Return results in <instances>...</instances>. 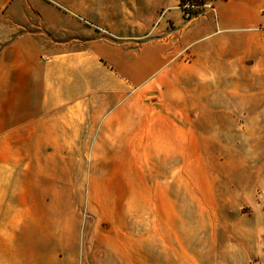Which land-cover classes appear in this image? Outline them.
<instances>
[{"label": "rangeland", "instance_id": "obj_1", "mask_svg": "<svg viewBox=\"0 0 264 264\" xmlns=\"http://www.w3.org/2000/svg\"><path fill=\"white\" fill-rule=\"evenodd\" d=\"M42 1L65 6L85 45H164L169 72L133 87L131 140L78 141L89 152L63 157L67 171L21 176L34 187L20 195L48 198L30 205L37 221L67 228L83 264H122L110 245L124 230L133 262L264 264V26L209 37L215 3L187 20L179 0Z\"/></svg>", "mask_w": 264, "mask_h": 264}, {"label": "crops", "instance_id": "obj_2", "mask_svg": "<svg viewBox=\"0 0 264 264\" xmlns=\"http://www.w3.org/2000/svg\"><path fill=\"white\" fill-rule=\"evenodd\" d=\"M65 10L57 2L0 0V264H83V248L69 245L67 228L37 221L30 205L48 198L20 195L22 186L34 187L21 176L44 180V173L67 171L63 157L89 152L78 141L107 133L131 140L133 87L143 91L154 78L163 88L169 72L164 45L134 55L119 44L85 45L75 38L82 25ZM215 12L217 21L201 26L209 37L264 26V0H217ZM123 232L124 241L110 248L122 264H146L133 262Z\"/></svg>", "mask_w": 264, "mask_h": 264}, {"label": "trees", "instance_id": "obj_3", "mask_svg": "<svg viewBox=\"0 0 264 264\" xmlns=\"http://www.w3.org/2000/svg\"><path fill=\"white\" fill-rule=\"evenodd\" d=\"M217 0H179V6L187 20L199 16L206 6L215 3Z\"/></svg>", "mask_w": 264, "mask_h": 264}]
</instances>
